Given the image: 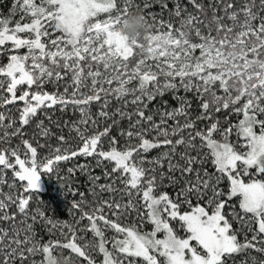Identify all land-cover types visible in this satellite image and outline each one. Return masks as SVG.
<instances>
[{"label":"snow or ice","instance_id":"1","mask_svg":"<svg viewBox=\"0 0 264 264\" xmlns=\"http://www.w3.org/2000/svg\"><path fill=\"white\" fill-rule=\"evenodd\" d=\"M133 11L147 34L119 31ZM42 176L72 197L70 220L48 215ZM61 254L264 264V0H11L0 264Z\"/></svg>","mask_w":264,"mask_h":264},{"label":"trees","instance_id":"2","mask_svg":"<svg viewBox=\"0 0 264 264\" xmlns=\"http://www.w3.org/2000/svg\"><path fill=\"white\" fill-rule=\"evenodd\" d=\"M10 5H11V0H0V15H7ZM156 10L158 11V9ZM93 111L95 112L96 109L93 108ZM68 118L69 117L67 116L65 117V119ZM115 134L116 133L114 131L113 135ZM53 143H55V141H53ZM41 151L44 152L45 150H41ZM67 166H71V165H67ZM62 167H66V166H62ZM96 171L99 172V169H96ZM74 181L76 188H78L80 191H85L86 188L85 177L76 176L74 177ZM41 184H43L45 189H43V187L41 186L38 199L42 200L45 203V205L49 208L48 215L50 216L55 215L57 218L70 220V217L68 216V208H69V202L72 200V197L68 196L67 198H65V196L63 195V189L58 184L56 177L42 176ZM89 199H91L90 196ZM84 223H87V221H85ZM40 234L44 236L43 232H41ZM108 235H111V233L109 232ZM47 238L48 237L45 236V239Z\"/></svg>","mask_w":264,"mask_h":264},{"label":"clouds","instance_id":"3","mask_svg":"<svg viewBox=\"0 0 264 264\" xmlns=\"http://www.w3.org/2000/svg\"><path fill=\"white\" fill-rule=\"evenodd\" d=\"M119 31L129 37L145 35L150 31L149 22L142 11H133L129 13L127 19L121 24ZM55 264H76V261L61 254L55 257Z\"/></svg>","mask_w":264,"mask_h":264},{"label":"rangeland","instance_id":"4","mask_svg":"<svg viewBox=\"0 0 264 264\" xmlns=\"http://www.w3.org/2000/svg\"><path fill=\"white\" fill-rule=\"evenodd\" d=\"M47 177H50V176H47ZM52 177H54V176H52ZM41 180H42V178H41ZM41 186L43 187V189H45L44 186H43V184H41ZM44 191H45V190H44Z\"/></svg>","mask_w":264,"mask_h":264}]
</instances>
